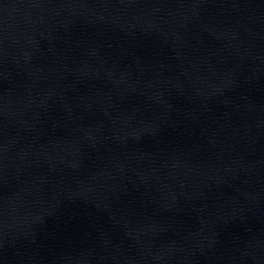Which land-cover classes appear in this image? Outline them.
<instances>
[{"label": "water", "instance_id": "1", "mask_svg": "<svg viewBox=\"0 0 264 264\" xmlns=\"http://www.w3.org/2000/svg\"><path fill=\"white\" fill-rule=\"evenodd\" d=\"M0 264H264V0H0Z\"/></svg>", "mask_w": 264, "mask_h": 264}]
</instances>
